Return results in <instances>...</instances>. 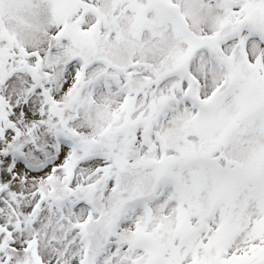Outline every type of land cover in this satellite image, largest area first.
I'll list each match as a JSON object with an SVG mask.
<instances>
[{
  "label": "snow or ice",
  "instance_id": "6c2138e0",
  "mask_svg": "<svg viewBox=\"0 0 264 264\" xmlns=\"http://www.w3.org/2000/svg\"><path fill=\"white\" fill-rule=\"evenodd\" d=\"M0 264H264V0H0Z\"/></svg>",
  "mask_w": 264,
  "mask_h": 264
}]
</instances>
